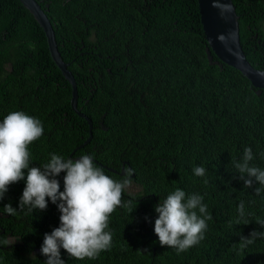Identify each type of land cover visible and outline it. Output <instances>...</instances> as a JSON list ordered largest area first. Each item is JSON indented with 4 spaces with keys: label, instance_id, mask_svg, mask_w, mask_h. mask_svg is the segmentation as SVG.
I'll list each match as a JSON object with an SVG mask.
<instances>
[{
    "label": "trees",
    "instance_id": "16d2710c",
    "mask_svg": "<svg viewBox=\"0 0 264 264\" xmlns=\"http://www.w3.org/2000/svg\"><path fill=\"white\" fill-rule=\"evenodd\" d=\"M38 1L73 74L76 107L91 120V137L80 144L87 122L70 108V84L20 0H0V121L12 111L41 121L30 166L50 154H88L115 180L132 169L139 186L123 193L131 208L110 215L111 248L84 260L61 249L65 264H264V239L238 250L241 236L264 231L255 223L264 219V190L257 196L259 184L245 188L234 167L250 147V164L264 170V87L256 93L238 69L208 61L196 0ZM231 1L241 49L253 67L264 68V0ZM197 166L205 176L194 175ZM24 186L9 185L0 200V264H44V234L59 226L50 201L43 211L3 212L5 204L18 207ZM177 188L201 195L212 216L204 239L180 253L161 246L153 230L155 205ZM241 201L247 225L235 224Z\"/></svg>",
    "mask_w": 264,
    "mask_h": 264
},
{
    "label": "clouds",
    "instance_id": "9594fccd",
    "mask_svg": "<svg viewBox=\"0 0 264 264\" xmlns=\"http://www.w3.org/2000/svg\"><path fill=\"white\" fill-rule=\"evenodd\" d=\"M43 132L41 121L23 111H12L0 121V200L9 185L21 180L25 184L18 207L5 204L3 212L15 216L25 209L30 213L33 210L43 211L50 201L60 213L59 226L44 234L40 248L41 254L47 258L44 264H65L61 259V249L76 260L96 259L112 246L110 215L117 208H131L132 201L124 202L123 193L132 184L133 170L126 169L123 178L115 180L94 163L92 155H81L77 159L50 154L48 162L30 166L29 145L38 140ZM253 158L252 149L246 147L242 158L234 162V167L245 188L252 187L254 183L260 185L254 189L255 195L259 196L264 190V170L250 164ZM62 172L63 191L57 179ZM193 173L203 177L206 169L197 166ZM202 200L199 194L186 196L184 190L177 188L155 205L154 211L158 215L153 230L161 246L174 248L180 253L204 239L207 221L212 216ZM237 212L236 225L252 222L246 218L243 201L239 203ZM252 215L248 213L247 217ZM255 223L264 228V219L256 217ZM257 239H264V231L254 229L247 237L241 236L238 250L246 249ZM2 243L7 245L8 241Z\"/></svg>",
    "mask_w": 264,
    "mask_h": 264
},
{
    "label": "water",
    "instance_id": "95a60500",
    "mask_svg": "<svg viewBox=\"0 0 264 264\" xmlns=\"http://www.w3.org/2000/svg\"><path fill=\"white\" fill-rule=\"evenodd\" d=\"M20 2L29 10L39 26L42 28L49 55L60 70L63 77L70 84V108L87 122V135L80 143H86L91 137V120L76 107V86L73 74L66 67L67 62L63 61L57 50L52 25L45 14V10L40 6L38 0H20ZM199 21L205 38V54L211 63L224 62L238 69L250 83L255 87L258 93L264 87V68H255L246 59L238 39L237 14L231 0H196ZM46 4V3H44ZM215 55L212 58L211 52ZM101 125V121L99 122ZM76 155L71 158H77ZM110 170L115 171L111 166L103 165ZM118 173H123L121 166ZM1 214V213H0Z\"/></svg>",
    "mask_w": 264,
    "mask_h": 264
},
{
    "label": "rangeland",
    "instance_id": "374dc122",
    "mask_svg": "<svg viewBox=\"0 0 264 264\" xmlns=\"http://www.w3.org/2000/svg\"><path fill=\"white\" fill-rule=\"evenodd\" d=\"M262 25H263V29H264V21H263ZM77 155H88V154H77ZM93 161H95V158H93ZM138 188H139V186L135 182L134 183L132 182L131 186L129 188H127L126 191L133 193Z\"/></svg>",
    "mask_w": 264,
    "mask_h": 264
},
{
    "label": "bare ground",
    "instance_id": "6f19581e",
    "mask_svg": "<svg viewBox=\"0 0 264 264\" xmlns=\"http://www.w3.org/2000/svg\"><path fill=\"white\" fill-rule=\"evenodd\" d=\"M232 2V1H231ZM233 4V3H232Z\"/></svg>",
    "mask_w": 264,
    "mask_h": 264
},
{
    "label": "flooded vegetation",
    "instance_id": "af4514ba",
    "mask_svg": "<svg viewBox=\"0 0 264 264\" xmlns=\"http://www.w3.org/2000/svg\"><path fill=\"white\" fill-rule=\"evenodd\" d=\"M262 10H264V9H262Z\"/></svg>",
    "mask_w": 264,
    "mask_h": 264
}]
</instances>
